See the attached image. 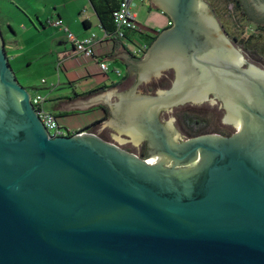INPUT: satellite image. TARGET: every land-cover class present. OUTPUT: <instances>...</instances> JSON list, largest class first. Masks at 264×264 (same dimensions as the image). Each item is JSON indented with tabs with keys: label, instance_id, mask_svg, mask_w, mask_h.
Instances as JSON below:
<instances>
[{
	"label": "water",
	"instance_id": "1",
	"mask_svg": "<svg viewBox=\"0 0 264 264\" xmlns=\"http://www.w3.org/2000/svg\"><path fill=\"white\" fill-rule=\"evenodd\" d=\"M148 1L171 26L132 62L140 83L128 97L120 89L130 79L65 108L125 97L122 129L151 140L153 165L98 137L125 140L110 120L51 138L0 26V264H264V69L245 60L206 1ZM171 69L170 89L139 88ZM212 94L238 132L178 144L174 119L166 127L160 113Z\"/></svg>",
	"mask_w": 264,
	"mask_h": 264
},
{
	"label": "crops",
	"instance_id": "2",
	"mask_svg": "<svg viewBox=\"0 0 264 264\" xmlns=\"http://www.w3.org/2000/svg\"><path fill=\"white\" fill-rule=\"evenodd\" d=\"M9 3L18 9L22 26L25 27L22 39L18 38V33L10 27L13 37L9 40L11 44L9 49H7L6 42V51L11 67L13 65L11 61L14 60L15 68H18L16 70L14 66L12 67L16 77L19 78L21 75L24 83L21 85L29 93L34 92L33 96L41 94L46 97V104L49 102L50 108L47 110L45 104V109L57 118L60 125L71 131H74L73 129L82 131L86 126H82L83 123L78 120L79 117L101 111L94 108L68 110L65 108V104L106 93L124 83L128 76L126 68L133 66L132 62L136 59V56L133 55V43H131L136 39V36L128 34V41L107 38L94 6V4H97V8L100 6L96 0L95 2L92 0H9ZM139 3H142L143 6L141 12L137 11ZM88 5L93 8L91 13L87 10ZM135 11L145 34L152 33L157 36L160 31L168 28L171 22L165 14L154 8L147 0L138 2ZM91 17L96 18V24L101 29L100 35L94 31ZM58 20H61L69 33L78 40L87 39L92 34L97 35L99 41L95 48V59H88L75 53L68 33L62 27L56 28L49 24V21ZM139 40L148 42L149 39L139 38ZM30 41L39 42V44L33 47L29 45ZM32 55L37 57V61L34 62L29 57ZM99 61L109 65L111 74L104 75L99 67ZM52 64L56 67V72L51 70L52 79L55 77L57 81L50 86L34 83L33 78L27 74L35 66L51 65L52 67ZM117 71L120 72V75L117 74ZM101 74L104 75V79L99 76ZM65 78L68 79V82L63 83ZM44 84H47V81ZM97 90L99 92L92 93ZM59 119H63V121L61 122ZM92 128L94 127L90 129Z\"/></svg>",
	"mask_w": 264,
	"mask_h": 264
},
{
	"label": "flooded vegetation",
	"instance_id": "3",
	"mask_svg": "<svg viewBox=\"0 0 264 264\" xmlns=\"http://www.w3.org/2000/svg\"><path fill=\"white\" fill-rule=\"evenodd\" d=\"M204 1H206L210 6L211 3L209 2V0H204ZM228 1L232 4V7L238 12L239 17L242 18V20H244L245 23L247 21V22L251 23L252 25H254L260 31H264V14L260 13L257 10L258 6L264 5V0H228ZM210 8L212 9L214 15L218 19L222 29L224 30V32L226 33V35L228 36L230 41L236 47L241 49L242 54L246 60L247 59L246 58V52H245L247 49L246 48V40L250 36L255 35L257 33L250 34L246 40L241 41L238 36H236L235 34H233L231 32V29H230L231 25L229 23H226L224 20H222L220 18L219 14H221V11L217 12V8L214 9V7H211V6H210ZM257 35H259V34H257ZM238 43H241L244 46V48H240L239 46H237ZM247 50H249V49H247ZM244 68H246V65L244 66ZM126 69H127L126 71H127L128 77L130 79L129 80L130 87L127 88L128 85L123 84L122 88L120 89V92H122L123 94H125L126 97H128L130 95V93L132 92L133 87L135 85H137L138 83H140V81H141L140 74L142 72L141 71L142 69L139 68L138 66H134V65L129 66ZM175 81H176V73L174 70L171 69V70L165 71L160 78H153V79H151L150 82H146V81L142 82L141 85L139 86V88L140 87H145V88H149V89L162 88V90H167V89H170L172 87V85L174 84ZM156 93H152L151 95L156 94ZM147 94H149V93H147ZM125 99H126L125 97L124 98L123 97H117L116 102L113 104V106H110L108 103L104 102L102 106L99 105V106H97V108L96 107L94 108V109H97L98 111L103 112V114H104L103 115V119H104L103 121H107L108 119L111 121V126H110V124H109V126H107L109 128L108 130L110 132H112L113 130L111 129V127L113 126L115 128V132L114 131L113 132L115 134H117V132L120 131L121 137L125 138V140H123V139L121 141H117V139L113 140L112 136H110V138H109L107 133H106V135L103 134L104 132L97 133V135L102 140H104L106 142L113 143V144L117 145L118 147H120L121 149H123L124 151H126L130 154L136 155L140 159H143V160H146L147 162H149L150 165H153L154 162H152V161H153V158L155 157L154 153H157L158 149H157V147L152 145L151 140L148 138H143L141 141L136 140L137 143H135V141H133V138L126 135L124 129H122L125 126V122L123 120V114H124V111L126 109ZM204 104H209L211 107L215 108V110H216L215 111L216 114L214 113L215 119H218V116L221 115V119H220L221 126H222L221 130L218 131V130L212 129L211 131H209V130L207 131V128H208L207 124H203V121H202V119H200V117L198 118L195 115L192 116V115H190V113L188 111L183 112L182 115H179L178 117L176 115L174 116L175 111L178 110L179 108H183L185 106L199 107V106L204 105ZM163 116H166L169 120L163 121V119H162ZM159 118H160V122L166 127H168V122L171 119H174L172 121V125L175 126V129L178 126H180L179 130H175L176 132H178L180 134V137H181L180 140L177 141L178 144L185 142L187 140H190V139H193L196 137H200V136H205V135H218V136L228 138V137H231L238 132L237 128L233 124H229L226 122V110L224 108V104L220 99H218L213 94L210 96V101L205 102V103L200 104V105H195V104L189 103L186 105H180V106L172 109L171 112L167 111V110H163L160 113ZM169 133L172 135V137H175L174 133H171L170 130H169ZM112 140H113V142H112Z\"/></svg>",
	"mask_w": 264,
	"mask_h": 264
},
{
	"label": "rangeland",
	"instance_id": "4",
	"mask_svg": "<svg viewBox=\"0 0 264 264\" xmlns=\"http://www.w3.org/2000/svg\"><path fill=\"white\" fill-rule=\"evenodd\" d=\"M209 2L213 5L212 6L210 4L211 7H214V9L217 8V12L221 11V14H219L220 18L222 20H224L226 23H229L231 25L230 26L231 32L233 34H235L236 36H238L241 41L246 40L250 34H254V33L260 34L261 33L263 35L262 36L263 40L260 43V48L258 50H255V49L254 50L253 49L247 50L246 49L245 52H246V58L251 63H253L254 65H256L262 69H264V31H260L254 25H252L251 23H249L247 21L245 23V21L239 17L238 12L232 7V4L228 0H209ZM142 7H143L142 3H139V7H138L137 11L139 12V10H140V12H141L143 9ZM87 10L89 11V13H91L93 11L92 6L88 5ZM222 13H224V14H222ZM90 19L93 22L94 31L96 33H98V35H100L101 29H100V26H98L96 24V21H97L96 18L91 17ZM0 26H1V30H2L4 39L7 42V49H9L8 47L11 45L9 40L13 37L11 28L14 29L18 33V35H19L18 38L22 39V35L24 34V31H25L24 28L25 27L22 26V19L19 16L18 9L15 8L14 5L9 3V0H0ZM149 36L151 38H150V40H148L147 43L152 44L153 43L152 39L155 36L152 33ZM37 44H39V42H34V41L29 42V45L33 46V47L37 46ZM237 46H239L240 48H244V46L241 43H238ZM133 50H134V48H133ZM34 56L35 55L29 56V57H31L32 60L35 62V61H37V59H36L37 57H34ZM21 60H22V58H21ZM22 61H24V60H22ZM11 63L13 64L12 67L14 66V68H15L16 65H15L14 60H12ZM15 69L17 70L18 68H15ZM51 70L56 72V67L54 64H52V67H51V65L50 66L39 65V66L33 67L31 70L28 71L27 74H28V76H31L33 78L34 83L43 84L45 86H50L52 83L57 81V78H55V77H53V79H52ZM121 70H124V68H121ZM109 73L111 74V71ZM105 74L107 75V73H104V75ZM104 75L101 74L99 76H101L104 79V77H103ZM114 76L116 77L117 75H114ZM17 79H18L20 84H22V85L24 84L22 81L21 75H19V78H17ZM43 79L45 81H47V84H44L45 81ZM127 80H129L128 76L126 77L124 82H126ZM65 82H68V79H66V78L63 79V83H65ZM33 93L34 92H32V94ZM49 108H50V103L48 102L46 104V109L48 110ZM187 111L192 116L195 115L198 118L200 117V119H202V121H203V124H207V126H208L207 131L208 130L211 131L212 129L219 131L222 129L221 121H220L221 115L218 116V119H215L214 113L216 114V112H215L216 110L214 107H211L209 104H204V105H201L199 107L185 106L183 108H179L178 110L175 111L174 116L176 115L178 117L179 115H182L183 112H187ZM103 115H104L103 112H100V113H95L92 115L80 116L78 120H81V123H83V125H82L83 127L84 126H90V125L94 124L95 122L99 121L103 117ZM162 119H163V121L169 120L166 116H163ZM59 121L62 122L63 119H59ZM104 122H106V121H102L98 125H100ZM98 125H96V126H98ZM70 126H72V125H70ZM96 126H94V127H96ZM179 129H180V126H178L176 128V130H179ZM73 130L74 131H72V133H78L79 132V130H77V131L75 129H73Z\"/></svg>",
	"mask_w": 264,
	"mask_h": 264
},
{
	"label": "built area",
	"instance_id": "5",
	"mask_svg": "<svg viewBox=\"0 0 264 264\" xmlns=\"http://www.w3.org/2000/svg\"><path fill=\"white\" fill-rule=\"evenodd\" d=\"M142 1L144 0H121L119 7L113 13V22L115 26L114 33L108 34L104 30L106 32L107 38L112 37L121 41H128V34L130 33L136 36V39H134L131 43H133L134 48L133 55L138 58L142 57L149 48V44L146 41L141 42L139 40V38L143 37L142 34L148 35L143 33L144 31H142V27L138 21V16L135 11V9L137 8V3ZM49 24L56 28L62 27L68 33V37L72 45L74 46L76 54L88 59H95V48L99 41L96 34H92L87 39L78 40L76 37H74L73 34L69 33V30L63 25V22L61 20L55 22L49 21ZM170 26L171 22L169 24V27ZM98 64L103 73L110 72L111 69L107 63L99 61ZM117 74L120 75V72L117 71ZM46 101V97L41 94H35L34 96H31V102L35 107L41 122L47 129L49 136L51 138H59L69 137L77 134L72 133L70 129L60 125L57 118L52 113L46 111ZM80 132L82 131H79L78 133Z\"/></svg>",
	"mask_w": 264,
	"mask_h": 264
},
{
	"label": "trees",
	"instance_id": "6",
	"mask_svg": "<svg viewBox=\"0 0 264 264\" xmlns=\"http://www.w3.org/2000/svg\"><path fill=\"white\" fill-rule=\"evenodd\" d=\"M99 3V8L96 7L97 4H94L96 12L99 16L100 19V23L102 28L108 33V34H113L115 31V26H114V22H113V13L114 11L119 7L121 0H96ZM92 2H95V0H92ZM224 14V13H222ZM142 38L145 39H149L150 40V36L148 35H144L142 34ZM262 34H255L250 36L247 40H246V48L249 50H258L260 48V43L262 42ZM157 36H155L152 39V42H154V40L156 39ZM151 46V44H149V47ZM116 86V85H115ZM107 88V87H106ZM105 89V88H102ZM99 92V90L97 91H93L92 93H97ZM104 119H101L97 122H95L94 124L90 125V126H86L82 129V131L85 130H89L91 127H94L96 125H98L99 123H101V121H103Z\"/></svg>",
	"mask_w": 264,
	"mask_h": 264
}]
</instances>
